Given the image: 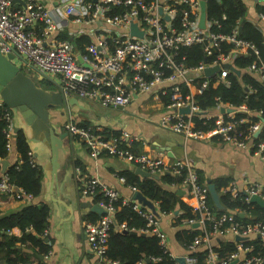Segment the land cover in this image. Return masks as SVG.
Listing matches in <instances>:
<instances>
[{"label":"built area","instance_id":"1","mask_svg":"<svg viewBox=\"0 0 264 264\" xmlns=\"http://www.w3.org/2000/svg\"><path fill=\"white\" fill-rule=\"evenodd\" d=\"M200 1L25 0L22 6H17L15 0H0V49L5 53L18 54V64L35 70L39 74L37 78H53L66 99L76 96L96 101L103 107L120 108L126 106L138 93L145 92L157 98L168 94L170 101L163 102L168 111L158 118L161 126L188 139L217 137L237 147H250L253 154L264 161V141H253V134L261 125V120L252 124L243 138H238L233 132L234 122L223 117H232L236 109L247 111L245 104H240L236 109L217 104V112L208 113L195 101L194 81L202 79L199 90H203L213 78L204 74L206 67L218 65L215 77L228 83L226 76L231 69L223 64H232L236 55L246 54L249 48L255 50L252 44L238 37V24L228 34L213 32L211 27L216 20L209 18L206 12L205 28H200ZM258 17L264 21V12H258ZM132 23L136 24L138 33L131 34ZM63 33L69 39H62L60 35ZM139 33H142L141 36ZM82 35L91 40L87 45L82 43L83 48L73 41V38ZM219 41L232 43V48L213 59V50ZM193 44H200L205 56H212V59L186 65L183 59L176 58L177 49ZM247 71L264 79V61L252 62ZM183 85L187 92H182ZM1 105L3 102L0 100ZM186 107H189V111L181 112ZM221 107L231 108L232 111L220 112ZM9 109H4L6 125L3 128L7 149L13 136V116ZM193 116L200 119L214 117V124L208 128H199ZM203 123L205 124L204 121ZM64 129L82 141L93 157L106 153L158 175H180L184 172L179 189L194 198L198 218H184L182 223L191 226L198 223L197 228L204 231L185 248L187 254L184 258L187 264L194 262V258L188 256V253L198 248H207V264H228L232 260H237L235 264H262L264 257L251 254L252 247L244 245V240H235V236H243L245 240L258 237L264 245V221L245 224L237 220L234 213L217 215L213 212L208 203L207 183L199 181L198 173L185 160L167 163L160 157L134 152L131 149V138L118 135L105 139L92 127L72 120L64 123ZM28 154L32 157L31 151ZM30 161L33 165L36 164L33 157ZM224 190H228L233 196L242 192L248 202L252 195L264 198V185L259 182L247 183L243 191H239L234 182H229ZM78 191L82 198L92 201L96 194L101 195L99 201L93 202L102 207L104 213L95 222L84 224L86 240L96 257L95 264H119L105 257L109 229L116 225L115 203L119 200L122 204L133 203V208L146 220L143 233L155 234L160 243L166 246L165 233L159 229V217L146 206L136 200L121 197L115 188L108 186L97 176L84 178L78 184ZM0 192L13 194L17 198H32L12 184L6 173L0 176ZM206 220L212 222L209 231L205 229ZM121 227L119 229L128 230ZM13 229L10 230L11 233ZM226 234L236 242L235 249L226 260L221 261L212 249V239ZM171 255L174 256L172 253Z\"/></svg>","mask_w":264,"mask_h":264},{"label":"trees","instance_id":"2","mask_svg":"<svg viewBox=\"0 0 264 264\" xmlns=\"http://www.w3.org/2000/svg\"><path fill=\"white\" fill-rule=\"evenodd\" d=\"M256 10L257 12H264V6L256 5ZM206 12L209 18L212 17L216 20L211 27L213 32L228 34L238 24L239 27L241 26L238 37L255 47V50L249 48L246 54L236 55L232 59V65L240 73L237 74L230 70L226 76L228 83L213 77L205 89L199 90L202 79L194 81L196 84L194 89L195 101L202 110L208 113H216L217 104L235 109L240 104H245L247 111L236 109L232 117L223 116L225 120L234 122L233 132L236 137L243 138L250 126L264 117V79L247 71V67L252 62L264 61V34L257 24L248 19L244 0H206ZM60 37L69 39V36L64 33ZM73 41L82 48L84 47L83 44L87 45L91 42L86 35L73 38ZM231 48L232 43L228 41L217 42L213 50V59L217 55L226 54ZM176 58L183 59L186 65H195L201 60L210 61L212 56H205L202 46L193 44L177 49ZM48 84L50 83L46 82V85ZM182 92H187L184 85ZM161 99L164 103L170 101L168 94L162 95ZM4 109L9 108L4 104L0 106V158L2 159L8 153L6 137L3 132L6 125ZM214 119V117L200 119L198 116H193V120L199 128L212 126ZM98 134L105 139L118 136L116 131H104ZM253 141L255 143L264 141V124L261 133L258 137H254ZM15 148L18 158L7 166L5 173L12 184L20 187L32 198L37 197L41 191L42 171L39 165L31 163L32 157L28 154L30 147L21 130L15 133ZM120 175L124 178L126 185L140 190L148 199L156 203L159 214L169 215L173 213V236L183 248H186L196 236L203 234L202 229L182 223L184 218H198L194 198L186 193L177 194L184 172H181L180 175L163 173L158 179L141 177L128 170L121 171ZM199 181L206 183L204 177L200 175ZM212 182L224 207L221 210L217 209L208 195V203L213 212L217 215L234 213L236 219L245 224L264 221L263 207L249 203L242 192L233 196L228 190H224L229 183L228 179L216 178ZM100 198L101 195L96 194L93 201L97 202ZM115 205L117 206L115 212L116 225H112L108 232L105 252L107 259L117 261L119 264H136L138 262L142 264H178L169 249L160 243V239L155 234L147 232L141 234L142 230L146 228V220L133 208V203L122 204L119 200ZM175 211L177 213H174ZM240 212L246 213L247 216L240 217ZM48 217L49 207L46 204L37 205L34 203L28 204L18 212L0 216V260L3 261V264H44V259L51 249L49 241H45ZM98 218L96 213L92 212L87 216V222H95ZM121 226L126 227L129 231L134 230L136 233H124L119 229ZM14 227L20 229L21 234L19 236L11 233L10 230ZM211 228L212 222L206 220V231ZM235 243L231 238L218 239L212 245V249L217 253L218 259L224 261L234 251ZM242 243L252 247L251 254L264 257V245L258 237L244 240ZM207 252V248H198L189 252L188 256L194 258V262L191 264H207L205 260ZM153 258L156 259L153 260Z\"/></svg>","mask_w":264,"mask_h":264},{"label":"crops","instance_id":"3","mask_svg":"<svg viewBox=\"0 0 264 264\" xmlns=\"http://www.w3.org/2000/svg\"><path fill=\"white\" fill-rule=\"evenodd\" d=\"M23 1L25 0H15V5L22 6ZM244 2L248 19L257 24L264 34V21L258 17L256 10V5L264 6V0ZM46 79L57 86L53 78ZM47 86L49 87V84ZM79 100L82 107L72 105L68 108L63 106L50 110L49 121L57 131L66 132L64 123L67 120L90 126L98 133L116 131L118 135L132 139L131 149L134 152L160 157L167 163L178 159L185 160L196 170L198 176L204 177L206 183L208 179L212 181L216 178H226L229 182H234L239 191H243L249 182L264 185V161L253 154L250 147H237L217 137L205 140L188 139L161 126L158 118L168 111L161 98L142 92L135 94L126 106L120 108L103 107L89 99ZM15 127H21L20 118L13 116V136L7 156L3 158L7 160L8 165L18 158L15 148ZM19 130L26 136L32 157L41 168L43 176L41 191L37 197L31 199L17 198L13 194L0 192V216L18 212L30 203L46 204L49 207L46 236H49L51 249L44 259V264H95L96 257L89 248L84 232L87 216L93 211L81 205V202L91 201L92 204L94 202L79 195L78 184L88 176H97L105 184L115 188L121 197L130 198L133 190L125 184L124 179H120L123 178L120 172L134 171L136 166L106 153L93 157L82 141L70 135L67 144L71 149L67 151L63 148L65 152H60L57 177L51 185L49 150L44 148L39 140V143L29 140L30 131L27 127ZM2 175L0 163V176ZM172 220L173 213L160 214L159 229L165 233L169 251L174 256H185L186 249L174 239ZM13 233L19 236L21 231L14 227ZM227 238L228 234L213 237L212 245L218 239Z\"/></svg>","mask_w":264,"mask_h":264},{"label":"water","instance_id":"4","mask_svg":"<svg viewBox=\"0 0 264 264\" xmlns=\"http://www.w3.org/2000/svg\"><path fill=\"white\" fill-rule=\"evenodd\" d=\"M161 11V9H159ZM206 19V0L200 1V14L198 26L202 29L205 28ZM131 34L138 33L136 30V24H131ZM241 31V26L239 27ZM142 33H139L141 36ZM224 67L230 68L235 73L239 74L240 71L235 68L231 63L227 62L223 64ZM219 69L218 65L206 67L204 74L206 76L215 77L216 72ZM80 98L76 96H70L67 99L64 98L60 89L56 86H44L39 84L34 76L22 70L18 64V54L14 52L5 53L0 49V100L3 104L10 108L14 117L20 118L21 127H15L14 132L19 129L27 127L30 131L29 140L34 143H43V147L48 149L50 152V169H49V181L53 185L55 178L57 177V171L59 169V155L60 152H65L63 148L70 151L71 146L67 144V138L71 134L69 132H59L55 126L51 124L50 110L59 107H70L72 105L80 106ZM189 107L181 109V112H188ZM231 108L224 109L220 108V112H231ZM264 124V117L261 118V125L254 132L253 136L258 137L261 133L262 126ZM26 137V136H25ZM27 139V138H26ZM39 140V142H38ZM28 142V141H27ZM1 172L5 173L8 165L7 160L1 159ZM135 174L141 177H149L158 179L160 175L151 173L147 170L136 166L133 171ZM207 187L209 196L217 209H223V205L220 202L219 193L217 192L214 183L208 179ZM184 193L183 189H178L177 194L181 195ZM131 200H136L143 206L149 208L155 215H158V210L153 201L148 199L140 190L135 189L132 191L130 196ZM249 202L257 204L264 208V198L259 195H252L249 197ZM82 206L90 208L91 211L95 212L98 216L104 213L102 207L97 204H92L91 201L81 202ZM174 213H177L175 211ZM240 217L247 216L246 213L240 212ZM198 223H194L192 227L197 228ZM124 233H136L134 230H122ZM141 234H144L141 232ZM246 238L243 236L236 235L235 240L241 241ZM45 241H49V236L45 237ZM176 261L179 264H187L184 256H176ZM237 260H232L228 264H235ZM3 264V261H0ZM264 264V261L262 262Z\"/></svg>","mask_w":264,"mask_h":264},{"label":"rangeland","instance_id":"5","mask_svg":"<svg viewBox=\"0 0 264 264\" xmlns=\"http://www.w3.org/2000/svg\"><path fill=\"white\" fill-rule=\"evenodd\" d=\"M21 68L23 70H26L27 72L31 73L39 84L42 85V84H46V82H48L47 79L44 78V77H38V80H37V77L36 76H38L39 74L35 70H32V69L29 70V69L25 68L24 66H21ZM49 85H54V84L50 82Z\"/></svg>","mask_w":264,"mask_h":264},{"label":"flooded vegetation","instance_id":"6","mask_svg":"<svg viewBox=\"0 0 264 264\" xmlns=\"http://www.w3.org/2000/svg\"><path fill=\"white\" fill-rule=\"evenodd\" d=\"M44 86H47L46 84H43Z\"/></svg>","mask_w":264,"mask_h":264}]
</instances>
